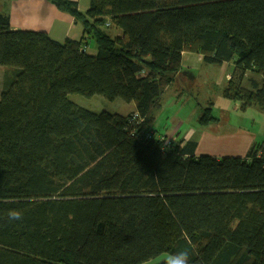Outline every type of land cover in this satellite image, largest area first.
I'll use <instances>...</instances> for the list:
<instances>
[{
  "label": "trees",
  "instance_id": "trees-1",
  "mask_svg": "<svg viewBox=\"0 0 264 264\" xmlns=\"http://www.w3.org/2000/svg\"><path fill=\"white\" fill-rule=\"evenodd\" d=\"M48 1L80 39L13 29L0 11V264H264V141L219 158L148 133L185 51L233 61L224 94L264 110V0ZM72 93L136 109L96 112Z\"/></svg>",
  "mask_w": 264,
  "mask_h": 264
},
{
  "label": "rangeland",
  "instance_id": "rangeland-1",
  "mask_svg": "<svg viewBox=\"0 0 264 264\" xmlns=\"http://www.w3.org/2000/svg\"><path fill=\"white\" fill-rule=\"evenodd\" d=\"M94 48H89V52L95 53ZM183 65L187 73L166 87L162 107L155 110L153 127L159 132L158 136L165 135L163 133L177 126L182 133L193 131L197 138L202 137L196 152L219 158L225 155L245 156L252 146L264 141V110L257 103L243 109L241 100L224 94L235 68L233 61L207 63L197 53L189 52ZM248 76L252 77L253 74L248 73L243 84L251 87ZM256 78L260 79L259 76ZM3 87L4 78L0 75V98ZM69 98L96 112L105 110L127 114L136 109H133V102L127 103L121 98L109 100L100 94L85 96L72 93ZM208 109L213 118L203 123L201 118ZM162 258L165 256L147 263L154 264Z\"/></svg>",
  "mask_w": 264,
  "mask_h": 264
},
{
  "label": "crops",
  "instance_id": "crops-1",
  "mask_svg": "<svg viewBox=\"0 0 264 264\" xmlns=\"http://www.w3.org/2000/svg\"><path fill=\"white\" fill-rule=\"evenodd\" d=\"M74 1L78 2L79 9L82 12H86L90 7V0H74ZM0 11L9 12L10 18H11V25L13 29H32V30H37V31H46L50 34L52 38L56 40H60V41L66 39L67 37L80 39L84 33V27L82 23L80 21H77L68 12L59 10L57 5L53 1H48V0H0ZM120 33L121 32L119 29L117 28L112 29V34L118 35ZM91 47H94V43H92L90 48ZM94 49L96 50V47ZM187 54H189V51H185L183 53V60ZM198 55L200 59H202V55L201 54H198ZM183 60H182V68L177 78L187 73L184 70ZM6 69L7 67L0 65V75H2L3 78H4V73ZM133 109H135V106ZM163 134H165V136L167 137H172V138L178 137L177 139H182V138L185 140L197 139L199 145H200V141L202 138V137L197 138L195 135V132L193 131L182 133L179 130V126L173 128L170 132H166ZM197 154H199L198 151H197Z\"/></svg>",
  "mask_w": 264,
  "mask_h": 264
},
{
  "label": "clouds",
  "instance_id": "clouds-1",
  "mask_svg": "<svg viewBox=\"0 0 264 264\" xmlns=\"http://www.w3.org/2000/svg\"><path fill=\"white\" fill-rule=\"evenodd\" d=\"M9 219L18 220L21 218L22 213L17 209H10L8 212ZM167 264H188V254L180 252L170 255L167 258Z\"/></svg>",
  "mask_w": 264,
  "mask_h": 264
},
{
  "label": "bare ground",
  "instance_id": "bare-ground-1",
  "mask_svg": "<svg viewBox=\"0 0 264 264\" xmlns=\"http://www.w3.org/2000/svg\"><path fill=\"white\" fill-rule=\"evenodd\" d=\"M108 25H109V23H108ZM88 48H89V46H85L83 48V50L84 51H86V50L89 51ZM136 123H138V122L136 121ZM148 133H152V134L158 135L159 132L157 131V129L155 127L152 126V129H148Z\"/></svg>",
  "mask_w": 264,
  "mask_h": 264
},
{
  "label": "built area",
  "instance_id": "built-area-1",
  "mask_svg": "<svg viewBox=\"0 0 264 264\" xmlns=\"http://www.w3.org/2000/svg\"><path fill=\"white\" fill-rule=\"evenodd\" d=\"M138 116H139V114H138V112H136L132 119L136 122L138 119ZM170 138H172V137H170Z\"/></svg>",
  "mask_w": 264,
  "mask_h": 264
}]
</instances>
